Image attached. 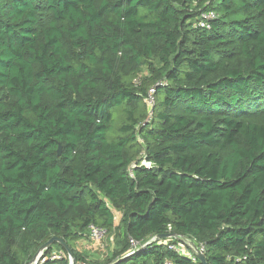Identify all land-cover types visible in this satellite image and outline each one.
I'll list each match as a JSON object with an SVG mask.
<instances>
[{
    "label": "trees",
    "instance_id": "trees-1",
    "mask_svg": "<svg viewBox=\"0 0 264 264\" xmlns=\"http://www.w3.org/2000/svg\"><path fill=\"white\" fill-rule=\"evenodd\" d=\"M91 225L92 264H264V0H0V264Z\"/></svg>",
    "mask_w": 264,
    "mask_h": 264
},
{
    "label": "built area",
    "instance_id": "built-area-1",
    "mask_svg": "<svg viewBox=\"0 0 264 264\" xmlns=\"http://www.w3.org/2000/svg\"><path fill=\"white\" fill-rule=\"evenodd\" d=\"M215 16L213 13L210 14H204L202 16V19L200 20V22L198 23V26L200 28H209V21L211 19H213ZM155 95H156V88L152 87L149 89L148 91V95L145 97V102L148 106V108L152 111L154 105H155ZM145 165L147 166H151L150 163H145ZM171 230V228H170ZM89 238L91 239V241L93 242L94 245L96 246H102V244L104 243L106 237H107V231L99 226L96 225H91L89 227ZM155 241V239L153 240ZM185 244H186V248H182V247H178V246H170V249L179 253V254H188L190 252L189 249H192V243L190 240H185ZM130 248H131V252H134L137 247L139 246L138 243L136 241H134L133 239H130ZM198 249L201 253L204 254L205 252V247L204 245H200L198 246ZM190 258L192 259V261H196V255L194 254H190ZM63 259V253L60 249H54L51 253V255L44 259L43 254L39 255V257L33 262V263H29V264H45V262L47 260L52 261V262H58L61 261ZM70 264L71 261H70ZM81 264H90L87 262H82ZM165 264H173L171 261H166Z\"/></svg>",
    "mask_w": 264,
    "mask_h": 264
},
{
    "label": "water",
    "instance_id": "water-1",
    "mask_svg": "<svg viewBox=\"0 0 264 264\" xmlns=\"http://www.w3.org/2000/svg\"><path fill=\"white\" fill-rule=\"evenodd\" d=\"M60 154H61V148L59 149V155ZM174 238L175 239L177 238L176 235L168 234V235H165V236L157 237L155 241H158V240H161V239H174ZM191 243H192V246H193L191 250L198 257L200 262L202 264H208L205 255L199 251L198 246L195 243H193V242H191ZM55 244H59L68 253L71 263L72 264H76V261H75V259L73 257L72 250L64 243L63 240H61L59 238H56V237L50 239L46 244H44L41 247V249L38 252V254L32 259L31 263H33L39 257V255L43 254V256H44V253L46 251H48L50 248H52Z\"/></svg>",
    "mask_w": 264,
    "mask_h": 264
},
{
    "label": "rangeland",
    "instance_id": "rangeland-1",
    "mask_svg": "<svg viewBox=\"0 0 264 264\" xmlns=\"http://www.w3.org/2000/svg\"><path fill=\"white\" fill-rule=\"evenodd\" d=\"M146 75H147V71L141 74V77L143 78ZM87 247H90L91 248L90 251H92L93 253L92 259L88 257L89 261L91 262L90 264H92V262L94 263L102 262L103 263L104 261H106V259L111 258L113 251L115 249V242L112 239H108L106 237L102 246H96L92 242H90Z\"/></svg>",
    "mask_w": 264,
    "mask_h": 264
},
{
    "label": "crops",
    "instance_id": "crops-1",
    "mask_svg": "<svg viewBox=\"0 0 264 264\" xmlns=\"http://www.w3.org/2000/svg\"><path fill=\"white\" fill-rule=\"evenodd\" d=\"M89 241L92 242L90 238H89V239H85V240L80 241V242L76 245V248H77V250H78L80 253H82V254H84L86 257H89L90 259H92V255H93V253H92V251H90L91 248H90V247H87L88 244L90 243ZM92 243H93V242H92ZM86 244H87V245H86ZM95 249H96V248H95Z\"/></svg>",
    "mask_w": 264,
    "mask_h": 264
}]
</instances>
